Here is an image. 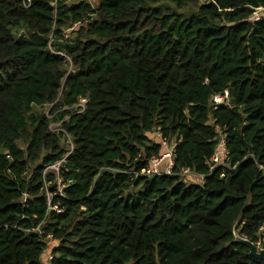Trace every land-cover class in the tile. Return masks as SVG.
<instances>
[{"label":"trees","instance_id":"1","mask_svg":"<svg viewBox=\"0 0 264 264\" xmlns=\"http://www.w3.org/2000/svg\"><path fill=\"white\" fill-rule=\"evenodd\" d=\"M23 1L0 0V264H264L237 239L264 250V0Z\"/></svg>","mask_w":264,"mask_h":264},{"label":"built area","instance_id":"2","mask_svg":"<svg viewBox=\"0 0 264 264\" xmlns=\"http://www.w3.org/2000/svg\"><path fill=\"white\" fill-rule=\"evenodd\" d=\"M80 2H87V0H79ZM24 6H28L30 3V0H24L23 1ZM253 19L257 20L258 19V15L255 13ZM216 98L218 97H214L213 101L215 102ZM84 100L81 101V104H79L80 107L83 106ZM218 104V103H217ZM163 147H168L169 145L165 142H162ZM220 148V149H219ZM168 151L166 153H163L161 155H159L156 158H153L150 160L148 167L145 171V173L147 175H151V176H162V175H171L172 174V168H173V146L170 149H167ZM225 147H224V141L222 140L216 150L215 153L212 157V163L213 164H220L225 157ZM219 155H223V160L221 162H219ZM167 159V163L165 164V166L163 168H161L159 166V164L164 160ZM58 165L56 164L54 166H51L50 169L58 171ZM182 174L184 176H188V177H195L193 174H191V172H189L188 170H183ZM199 179V182L201 183V178L200 177H196ZM49 197V195H47ZM262 241H264V234H263V239ZM257 248V250H263L261 249V242H258L255 246ZM48 260H51V257H48Z\"/></svg>","mask_w":264,"mask_h":264},{"label":"rangeland","instance_id":"3","mask_svg":"<svg viewBox=\"0 0 264 264\" xmlns=\"http://www.w3.org/2000/svg\"><path fill=\"white\" fill-rule=\"evenodd\" d=\"M203 1H206V0H197V3H202ZM87 2L88 3H90L91 5H93V6H96V0H87ZM226 96H224V97H218V98H216V100H215V102L216 103H218V104H223V101H224V98H225ZM50 109H51V106L50 105H46V106H44V107H42V108H39V109H37V110H35V111H41V112H44V113H46L48 116H49V118L51 119V120H54V121H52V123H51V125H50V129L52 130V131H58L59 129H60V122L58 121V122H55V117L53 116V115H50L49 113H50ZM147 136L153 141V142H159L160 141V136H159V134L157 133V131L156 130H153L152 132H150L149 134H147ZM65 145L66 146H69L70 145V141L65 137ZM221 141H222V137H221ZM169 146L167 147H164L163 149V153H166L168 150L167 149H170L172 146H173V142H171V143H169L168 144ZM19 146H21L22 147V144L21 143H19ZM220 149V148H219ZM223 160V155H219V162H221ZM167 163V159H164L160 164H159V166L161 167V168H163L164 166H165V164ZM184 181L186 182V183H197L198 182V179L197 178H195V177H188V176H185L184 177ZM54 246H56V242L55 241H50L49 240V242H48V249L44 252V255H43V257H42V260L45 262V261H48V257L49 256H51V250H52V248L54 247ZM255 249H256V253L258 254H260V252H261V250H257V248L255 247Z\"/></svg>","mask_w":264,"mask_h":264},{"label":"water","instance_id":"4","mask_svg":"<svg viewBox=\"0 0 264 264\" xmlns=\"http://www.w3.org/2000/svg\"><path fill=\"white\" fill-rule=\"evenodd\" d=\"M237 239L248 247L250 251V255L264 262V250H261L260 254L259 253L257 254L255 246L253 244H251L250 242L246 240L240 239V238H237Z\"/></svg>","mask_w":264,"mask_h":264}]
</instances>
